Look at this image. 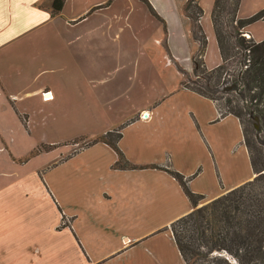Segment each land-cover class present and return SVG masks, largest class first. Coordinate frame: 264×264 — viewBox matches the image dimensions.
<instances>
[{
	"label": "crops",
	"instance_id": "crops-1",
	"mask_svg": "<svg viewBox=\"0 0 264 264\" xmlns=\"http://www.w3.org/2000/svg\"><path fill=\"white\" fill-rule=\"evenodd\" d=\"M51 1L0 0V264H184L169 226L192 204L168 170L205 200L254 177L238 118L181 85L193 67L180 52L193 61L199 48L187 0H64L58 14ZM214 1L198 0L208 69L222 61ZM75 52H103L84 68L99 83L85 104L117 107L128 168L107 143L39 131L51 126L44 106L56 115L73 85L58 75L60 56L66 64Z\"/></svg>",
	"mask_w": 264,
	"mask_h": 264
},
{
	"label": "trees",
	"instance_id": "trees-1",
	"mask_svg": "<svg viewBox=\"0 0 264 264\" xmlns=\"http://www.w3.org/2000/svg\"><path fill=\"white\" fill-rule=\"evenodd\" d=\"M240 0H215L212 22L222 61L208 69L203 62L206 38L199 23L202 8L198 0H187L183 13L192 21V36L199 44L193 56V75L182 72L181 85L213 100L220 109V116L232 114L240 121L244 143L247 147L254 177L221 195L205 200L204 196L192 192L187 180L180 173L168 170L179 182L192 209L171 222L169 230L184 264H264V152L246 136L243 117L257 116L261 123L259 133L264 144V40L246 38L244 25L255 19L264 18V8L248 19L236 17ZM64 0H52V14L61 11ZM228 13L235 23L232 34L241 52H229L231 46L222 32L220 16ZM235 56V57H234ZM233 57V58H232ZM237 59L230 68L232 59ZM186 80V79H185ZM229 90H225L229 87ZM236 93L233 98L225 97L224 110L218 104L220 94ZM123 125L114 132L101 135L96 141L110 145L117 153L115 165L128 168L130 165L116 143ZM156 167V166H153Z\"/></svg>",
	"mask_w": 264,
	"mask_h": 264
},
{
	"label": "rangeland",
	"instance_id": "rangeland-1",
	"mask_svg": "<svg viewBox=\"0 0 264 264\" xmlns=\"http://www.w3.org/2000/svg\"><path fill=\"white\" fill-rule=\"evenodd\" d=\"M262 1L264 0H248L247 3H245L244 0H241L238 9V17L242 19H248L251 16L259 13L264 8V6H259L258 8H256V6L262 4ZM143 2H145V0H143ZM252 11L255 12L249 15L250 13H252ZM220 24L222 26V32L226 36V39L231 46L229 52H235V56H237L236 52H241V49L235 44V39L232 36V34L235 32V30L233 29L235 23L230 19L228 13H223L220 16ZM243 28L250 29L248 31H250L255 41L264 40V18L251 20L247 22ZM180 53L182 55H189L188 63H190V66L192 65L193 67L192 52ZM65 59L66 58L64 56H60V65L64 66L60 70V73L58 75L64 76V79L67 81H69L70 76L73 85H71L70 88L64 89L60 93L59 99H64V102L61 104V110H56V115H54L53 113L50 114L48 107L44 106V113L49 117L51 126H46L44 124L39 125V131L43 132L44 135L43 138L58 140L59 142L68 140L70 144H73L72 140H76L78 142L76 144L80 145L83 143V137L92 138L91 142H93L94 140H97L101 135L107 132H114L115 130L119 129L121 126H116L114 122V118L117 116V107L115 105L113 106V110L108 111H105L104 109L101 110L100 108L94 106L93 112H90L88 110L89 106H86L85 104L86 98H90V102H92V99L95 100L97 98L99 83L95 79L97 77L95 74H92V81H90L89 78H86L84 68L90 64H99L103 59V52H75V56H70V60H68L67 63L64 64L63 61ZM236 60L237 59L235 58L232 59L229 66L230 68L234 67V64H236ZM193 73L194 72L192 69V71H190L191 77L189 78H195ZM183 79L185 82H187L188 80L187 78H185V76L183 77ZM117 84L118 81L114 82V92L117 91ZM108 86L111 87V83H108ZM230 87L231 86L226 87L225 90H229ZM220 95L222 96V98L220 97V99H218V104L222 107L223 110L225 108L227 109V107L224 105L225 97L233 98L232 103L236 102V93L232 92ZM69 99H73L77 102L75 105L76 114L79 115V112H82L81 116L78 118L74 117V120H72V116L67 115V113L70 112ZM250 118V121H248L247 117L245 118V116L242 118V121L246 128V136L249 140L255 142V144L264 152V144L261 145V143L256 141V139L259 138L261 140L262 136V134L259 133V130L261 128L259 118L252 115H250ZM44 146L45 145H39L36 148V151L44 149ZM172 245H174L173 247L175 248V243H173Z\"/></svg>",
	"mask_w": 264,
	"mask_h": 264
},
{
	"label": "built area",
	"instance_id": "built-area-1",
	"mask_svg": "<svg viewBox=\"0 0 264 264\" xmlns=\"http://www.w3.org/2000/svg\"><path fill=\"white\" fill-rule=\"evenodd\" d=\"M242 35H244L246 38H249V37H250V36H249L248 34H246V33H242ZM49 93H50L49 91L43 93V95H44V99H47V98H50V97H51V95H50ZM146 116H147V114H146ZM142 117L145 118L144 115H142Z\"/></svg>",
	"mask_w": 264,
	"mask_h": 264
}]
</instances>
